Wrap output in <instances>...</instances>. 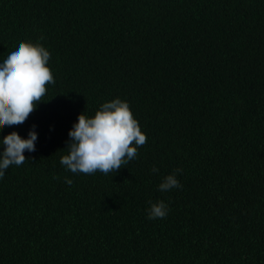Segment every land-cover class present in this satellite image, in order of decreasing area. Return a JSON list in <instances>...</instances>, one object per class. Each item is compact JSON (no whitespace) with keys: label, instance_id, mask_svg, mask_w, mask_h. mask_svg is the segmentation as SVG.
I'll use <instances>...</instances> for the list:
<instances>
[{"label":"trees","instance_id":"1","mask_svg":"<svg viewBox=\"0 0 264 264\" xmlns=\"http://www.w3.org/2000/svg\"><path fill=\"white\" fill-rule=\"evenodd\" d=\"M20 42L55 84L0 130L38 136L0 178V264H264V0H0V63ZM116 98L147 143L72 173L69 130Z\"/></svg>","mask_w":264,"mask_h":264},{"label":"clouds","instance_id":"2","mask_svg":"<svg viewBox=\"0 0 264 264\" xmlns=\"http://www.w3.org/2000/svg\"><path fill=\"white\" fill-rule=\"evenodd\" d=\"M49 60L50 53L45 47L20 42L18 48L0 63V130L22 125L36 110L37 104L44 100L47 85L55 84L47 66ZM83 113L69 130L68 154L60 159V163L74 174L116 173L123 165L135 160L137 149L147 143V136L126 101L116 98L103 103L92 118ZM37 138L35 125L26 139L15 131L3 137L0 141L4 146L0 152V178L10 166H20L27 160L24 152L35 151ZM152 171L157 173L159 169L153 167ZM182 171L176 169L164 177L159 190L166 192L182 188L177 179ZM65 183L71 185L73 181L65 178ZM168 211L169 206L164 201L151 203L148 219H163Z\"/></svg>","mask_w":264,"mask_h":264}]
</instances>
